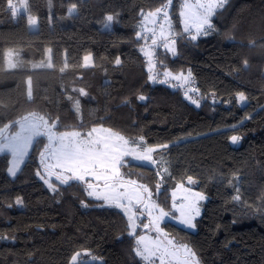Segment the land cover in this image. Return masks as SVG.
Instances as JSON below:
<instances>
[{
	"label": "trees",
	"instance_id": "trees-1",
	"mask_svg": "<svg viewBox=\"0 0 264 264\" xmlns=\"http://www.w3.org/2000/svg\"><path fill=\"white\" fill-rule=\"evenodd\" d=\"M165 1L25 0L13 19L8 0H0V128L14 131L32 113L55 122L56 132L105 126L134 145H168L153 153L155 167L120 164L123 177L147 186L166 210L170 192L188 177L205 194L194 230L165 221L164 231L187 243L200 264H264V191L250 188L264 183V0H226L195 41L183 33L172 0L175 54L156 49L155 68L190 71L199 106L182 89L149 79L137 33L143 12ZM108 15L114 19L106 27ZM232 136L239 137L233 146ZM46 144L37 137L13 177L8 154H0V264H70L76 253L75 264H146L119 208L93 199L81 182L45 187L36 172Z\"/></svg>",
	"mask_w": 264,
	"mask_h": 264
},
{
	"label": "snow or ice",
	"instance_id": "snow-or-ice-1",
	"mask_svg": "<svg viewBox=\"0 0 264 264\" xmlns=\"http://www.w3.org/2000/svg\"><path fill=\"white\" fill-rule=\"evenodd\" d=\"M169 2L171 3V0ZM225 3L226 0H204V2L197 0L195 5L185 4V8L190 9L185 32H190V28L195 30V34L190 33L191 40L195 41L199 35L207 34L212 27L211 17L215 14L216 9L223 8ZM8 6L12 10L13 15H15L17 9L13 5L12 0H8ZM75 9L76 5L72 4L68 11L71 14ZM160 11L161 9L156 10V12ZM184 14V12H181L182 16ZM149 15L154 16L155 13H149ZM113 19L112 15L106 17L108 22L113 21ZM34 22V20L30 21V23ZM161 35H163V31ZM137 36L140 37V33H137ZM155 43L156 40L153 38V44ZM171 43L175 45L176 42L171 41ZM164 47L175 54V47L169 48L167 43L164 44ZM91 60V54L85 56V66L90 65ZM120 62V58L117 57L115 63L119 65ZM245 64H247V61H245ZM165 75L172 76L171 73H165ZM190 77L191 72L187 75L181 73L172 76V79L182 80L184 84H188ZM149 79L154 80L155 77L150 76ZM79 91L81 95L87 94L82 88ZM185 96L191 99L187 92ZM29 97L31 98V91L29 92ZM238 98L243 101L245 96L243 93H238ZM138 99L142 101L145 97L141 95ZM192 103L199 106L198 101L195 99H192ZM73 107L79 112V100L75 101ZM33 116L35 117V114ZM18 123L20 124V131L10 137L3 136V130H0V153L7 151L12 156L11 166L8 168V173L11 176H15L19 171L27 148L34 138L46 135L49 144H46L45 151L41 152V165L44 168V174H41L38 170L36 175L47 185L50 191H57L56 186L50 179L55 175L56 180L61 185H69L73 181L86 184L89 196L98 200L103 199L109 206L122 209L126 215L131 211L133 203L144 204L150 218V224H144V228H154L165 239L157 237V239L151 240L143 235L137 236L136 247L133 249L135 255L147 261L159 254L160 264H173V262L175 264H199L196 253L190 247L187 245L178 246L173 240L166 238V233L160 228L159 222L169 216L170 213L150 201L151 193L148 187L138 184L136 180H125L120 171L122 157L126 155H132L139 160L154 162L152 154L156 151V148L144 147L142 143L128 148V145L135 144V142L125 139L118 133H113L111 129L102 127L99 129L93 127L86 134V138H84L79 131L54 132L52 129L55 127V122L50 126L44 117L33 119L25 117L23 121ZM238 139L239 137L237 136L231 137L233 143L237 142ZM140 141H143V137L140 138ZM160 147L167 148L168 145ZM51 161H55V163ZM55 169H59V171H54ZM188 180L190 183L193 182L192 177H188ZM157 187L159 188V185ZM145 193L149 197L147 201L144 199ZM196 196L201 200L204 199L199 193ZM234 199L239 200L240 196L237 195ZM16 202L18 204L21 203L19 198H17ZM173 207L180 212V223L188 228L195 227L193 220L200 214V209L196 204H181L179 206L173 204ZM154 211H158V215L153 216ZM134 215L128 216L129 228L131 229L129 235L135 233ZM79 255V253L73 255L71 260L75 262Z\"/></svg>",
	"mask_w": 264,
	"mask_h": 264
},
{
	"label": "rangeland",
	"instance_id": "rangeland-1",
	"mask_svg": "<svg viewBox=\"0 0 264 264\" xmlns=\"http://www.w3.org/2000/svg\"><path fill=\"white\" fill-rule=\"evenodd\" d=\"M24 1L25 0H16V2H15L16 5L15 6L17 7V11H19V9L22 8ZM178 2H179V15H180L181 29H182L183 33H186L190 37V33L191 34H195V30L193 28H190V32H185V26H186V23H187V20H188V15L190 14V9L185 8V4L187 3L189 5H195L197 3V0H178ZM201 2H204V0H201ZM171 4H172V0H171V3L169 2V0H166L163 4L159 5V7L155 8L154 10L143 12L142 20H141V23H140V26H139V33H140V37H141V46H140L141 53L147 59L148 68L151 71L150 72V76L155 77L154 80H151L152 82H154V83H162L161 81H166V82H163V84H165V85H167V86H169L171 88H180V89H182V91L184 93V96H185V93L187 92L188 96L191 97V99H189V98H186V96H185V98L188 101H190L192 103V99H195V100L198 101V104H200L202 99L199 97V95L196 94V92H194V90H195L194 84L195 83H194L192 74H191V77H190V82L188 84H184V82L182 80L178 81V80L172 79V76H175V75H178V74H181V73H183L184 75H187L190 71L172 72V71H170L168 69L157 70L155 68L156 67V58H155L156 49L165 48L164 47L165 43L168 44L169 48L175 47V49H176V43H175V45H173L171 42H165L170 35L176 34V32L174 31V29L172 27V22H171L170 13H169L170 12V8H171ZM157 9H161V11L160 12H156ZM192 10H194V9H192ZM181 12H184L185 14L182 16ZM149 13H155V15L154 16H150ZM108 24H109V22L107 21V25ZM32 25H33V27H35L36 26L35 22ZM212 27H213V25H212ZM212 27H211V29H212ZM211 29H209L208 32ZM162 31H163V35H161ZM202 35H204V34H201L198 37H200ZM177 37H178V35H177ZM153 38H155V40H156L155 44H153ZM166 50L168 51V49H166ZM170 53L173 54L172 52H170ZM14 56H15V53L13 51L8 50L6 52V61H5L6 66H11L14 63ZM165 73H171L172 76H166ZM27 84H28V88H30V80L29 79L27 80ZM243 94L245 96V93H243ZM237 99H238V103L240 105H244L245 102H246V97H245V99L243 101H241L238 98V94H237ZM195 105L197 106V104H195ZM25 117H28L29 119H33V118H38L40 116L35 115V117H34L32 113L23 116L21 119L17 120V122H16L17 123V126H16L17 128L14 131H11L9 124H5L4 126H2L0 128V130H3V136L10 137L11 135L15 134L16 132H19L20 131V124L18 122L23 121ZM49 125L51 126V124H49ZM95 127L98 128V129L101 128V127L105 128V129H110V128L105 127V126H95ZM91 129L86 131L85 133H82L81 131L75 130V129L65 130V131H62V132L79 131L81 133L82 137L86 138V134L89 131H91ZM52 130L54 132H56L54 129H52ZM112 132L113 133H117V132H115L113 130H112ZM57 133H61V132H57ZM118 134H120V133H118ZM43 136H45L47 138L46 135H43ZM36 138H34V140ZM34 140H33V142H34ZM47 141H48V138H47ZM33 142L28 146L27 152H26L25 157H24V160L26 159ZM48 144H49V141H48ZM53 146H55V145H53ZM135 146L136 145H134V144H130L127 147L128 148H132V147H135ZM146 147H153V148H156V149L161 148L160 146L159 147H157V146H146ZM3 153L8 154V162H9L8 168H9L11 166L10 165V161L12 160L11 153H9L7 151H5ZM3 153H0V154H3ZM126 158H128V160ZM153 160H154V158H153ZM128 161L140 163V164H143V165H146V166H150V167H155V165H156L155 160H154V162L143 161V160H139V159L134 158V156H132V155H126V157L125 156L122 157V162L123 163H127ZM51 162L55 163V161H51ZM39 171L41 172V174H44V168L41 165V163H40V170ZM54 171L58 172L59 169H55ZM11 177H13V176H11ZM45 178H48V177H45ZM50 179H51V182L55 186H56V184H60V182L58 180H56L55 175H53ZM124 179L128 180L127 178H124ZM93 183H95V182L93 181ZM138 184H140V183H138ZM249 185H251V184H249ZM45 187L48 189L47 185H45ZM86 188H87V186H86ZM250 188L256 195L257 194H261L264 191V183L253 182V184L250 186ZM87 193H88V189H87ZM197 193L202 195L204 197V199H202V200L199 199L196 196ZM92 198L96 199L95 197H92ZM205 198H206L205 194L201 190L196 188V181L193 180V182L190 183L188 179L185 180V181H182V182H178L176 184L175 188L170 192V205H171L170 210L164 209L161 206V204H158L152 198V196L150 197V201L151 202H154V203L158 204L166 212L170 213L169 216L165 217L163 220H161L159 222L160 228L163 230L164 233H166V238L167 239L173 240L178 246L179 245H187V243L177 240L176 238L170 236L167 232L164 231V229L162 228V224L165 221H172V222L176 223L177 225H180V226H182V227H184L186 229H190V230H194L195 229V227L194 228H188L184 224L180 223V218H181L180 212L177 211L176 208L173 207V204H176L177 206H179L181 204L189 205V204L194 203V204H196L199 207L200 212H201V202L204 201ZM144 199L146 201L149 199L147 193L144 194ZM96 200H98V199H96ZM99 200L102 202V205L109 206L103 199H99ZM120 210L124 213V215L127 218L128 233L131 231V229L129 228L128 216L135 214L134 215V224L136 225V227H135V233L132 235V236H134V243H135L134 244V248L136 247V237L140 236V235L149 237L151 240H155V239H157V237H160V239H165V237L160 236V234L157 233L154 228H144V224H150V218H149L147 210L144 207V204L133 203V205L131 206V211L128 213V215H126L125 212L122 209H120ZM173 212H174V214H171ZM155 215H158V211H154L153 212V216H155ZM198 216H196L195 219ZM195 219L193 220V223H194ZM137 229L140 230V233H138V234L136 233ZM158 255L156 257H152L150 260H147V261L141 259L140 257L139 258L142 260L143 263H146V264H160V260L158 258ZM173 264H175V262H173ZM199 264H200V262H199Z\"/></svg>",
	"mask_w": 264,
	"mask_h": 264
},
{
	"label": "built area",
	"instance_id": "built-area-1",
	"mask_svg": "<svg viewBox=\"0 0 264 264\" xmlns=\"http://www.w3.org/2000/svg\"><path fill=\"white\" fill-rule=\"evenodd\" d=\"M15 2H16V0H12V3H13L14 6L16 5ZM15 7H16V6H15ZM7 8H8V10L11 12V16L13 17V19H16L17 16H18V14H19V11H16V14L13 15L12 10H11V9L9 8V6H8V2H7ZM16 9H17V7H16ZM176 37H177L176 34H172V35H170V36L168 37V39H167L165 42H171V41H174V40L176 39ZM194 88H195L194 92H196V94L199 95V91H198V89L196 88L195 84H194Z\"/></svg>",
	"mask_w": 264,
	"mask_h": 264
},
{
	"label": "crops",
	"instance_id": "crops-1",
	"mask_svg": "<svg viewBox=\"0 0 264 264\" xmlns=\"http://www.w3.org/2000/svg\"><path fill=\"white\" fill-rule=\"evenodd\" d=\"M24 4H25V1H24V3H23V6H22V7H24ZM19 12H20V9H19ZM32 20H34V21H35V24H36V26L33 27V25H32L33 23H31L32 29H33V30H36V29H37V18H36V17H33ZM28 79H29V78H28ZM28 79H27V80H28ZM27 80H26V84H27ZM27 88H28V84H27ZM28 91H30V88H28Z\"/></svg>",
	"mask_w": 264,
	"mask_h": 264
},
{
	"label": "water",
	"instance_id": "water-1",
	"mask_svg": "<svg viewBox=\"0 0 264 264\" xmlns=\"http://www.w3.org/2000/svg\"><path fill=\"white\" fill-rule=\"evenodd\" d=\"M233 137V136H232ZM229 142H230V144L233 146L234 145V143L232 142V140H231V137H230V140H229ZM77 254V253H76ZM76 262H73V261H71V263L70 264H75Z\"/></svg>",
	"mask_w": 264,
	"mask_h": 264
}]
</instances>
